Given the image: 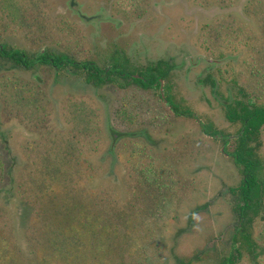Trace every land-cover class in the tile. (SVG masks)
I'll return each instance as SVG.
<instances>
[{
    "label": "rangeland",
    "instance_id": "374dc122",
    "mask_svg": "<svg viewBox=\"0 0 264 264\" xmlns=\"http://www.w3.org/2000/svg\"><path fill=\"white\" fill-rule=\"evenodd\" d=\"M261 4L264 0H0L1 47L28 58L41 52L66 55L101 68L115 52L136 67L170 61L167 91L195 115L177 117L157 94L136 85L97 89L67 69L25 70L0 60V257L31 264L52 195L48 189L40 193L36 181L49 185L53 166L61 167L72 143L80 159L78 173L70 172L71 182L52 183L57 192L74 190L98 205L105 199H132L138 171L163 183L164 213L157 219L147 214L144 221L157 222L158 238L139 264H153L151 259L155 264H219L228 257L239 223L228 190L242 176L222 151V141L205 136L201 124L231 137L240 125L225 119L222 103L203 82L211 74L219 96L227 99L235 94L231 79L239 81L260 67ZM231 21L235 30L228 37L221 33L222 45H217L218 33L209 28ZM205 34L212 35L222 59L204 51ZM126 112L133 120L122 117ZM260 140L264 158V128ZM233 149L230 143L226 153ZM261 221L254 224V239ZM258 262L264 264V256ZM236 263L254 261L243 252Z\"/></svg>",
    "mask_w": 264,
    "mask_h": 264
},
{
    "label": "trees",
    "instance_id": "16d2710c",
    "mask_svg": "<svg viewBox=\"0 0 264 264\" xmlns=\"http://www.w3.org/2000/svg\"><path fill=\"white\" fill-rule=\"evenodd\" d=\"M212 1L227 3L232 0ZM261 5L259 17L264 27V5ZM233 24L231 21L217 25L215 29L209 28L213 33H218L217 42L212 40V33L203 36L201 45L214 60L222 59L223 54L216 53L215 43L222 45L220 34H225V37L231 35L235 30ZM246 38L244 33V39ZM49 57L51 56L47 54L36 59L39 63L29 65L26 53L0 47V60L19 69L51 67L49 61L42 62V59ZM54 57L56 64L65 61L62 68L67 67L73 75L83 76L85 82L94 88L113 85L124 90L136 85L144 91L157 94L160 100L164 99L177 117L194 118L193 113L176 104L167 91L173 70L170 61L160 60L145 67H136L130 65L121 52H115L110 56L106 68H101L93 62H79L66 55ZM249 74L250 76H243L239 81L231 79L228 82L235 94L231 93V97L223 104L225 119L231 125H240L238 132L231 137L214 129L212 125L201 124L205 135L216 140L222 139L226 147L233 143L234 149L229 156L242 176L240 184L228 190L230 204L239 223L231 237L229 256L219 264H237L242 259L243 252L253 257L254 264H260L258 259L264 256V158L260 155L263 146L260 137L264 128V53L260 67H252ZM162 83H165L164 88ZM203 83L210 85L212 92L219 95L218 83L212 79L211 74L207 75ZM126 113L122 117L133 120ZM76 147L72 143L68 155L59 163L60 168L53 166V175L48 179L49 185L45 180L36 181L40 193L43 189H48L52 195L43 210L45 220L41 219L43 222L39 227L38 249L31 264H139L142 256H149L147 249L158 238L157 222L152 225L145 224L144 221L147 214L150 218L157 219V215L162 216L164 213L165 207L159 196L163 183L156 176L145 177L142 171H138L137 174H141L136 181L138 191L134 192L132 199H123L121 203L105 199L98 205L74 190L62 187L57 192L52 189V183L63 185V182H71L70 172L78 173L79 162L76 160L80 159L76 158ZM226 147L223 148L225 153ZM148 173H152V169ZM3 177L4 166L0 157V182ZM162 197L164 199L165 195ZM260 218L262 221L254 239L253 227ZM151 261L155 264V260ZM0 264L22 263L0 257Z\"/></svg>",
    "mask_w": 264,
    "mask_h": 264
},
{
    "label": "flooded vegetation",
    "instance_id": "af4514ba",
    "mask_svg": "<svg viewBox=\"0 0 264 264\" xmlns=\"http://www.w3.org/2000/svg\"><path fill=\"white\" fill-rule=\"evenodd\" d=\"M1 47V46H0ZM17 50V49H16ZM23 52V51H22ZM25 53V52H24ZM47 54H49V53H46V52H41L40 54H38L37 56H35L34 58H28V56H27V59L29 60L28 61V63H29V65L30 64H36V62H38L36 59L37 58H40L41 59V57H43V56H45V55H47ZM51 57H49V58H47V59H42V62H46V61H49V63H50V65H51V67L55 70V72H59V71H62L63 69H67V70H69V68H62V66H63V64L65 63V61H63V62H61V63H55V55H53V54H49ZM39 63V62H38ZM96 64V63H95ZM108 64H109V60H108ZM34 69V68H33ZM62 69V70H61ZM32 70V69H31ZM163 85V83L161 84V86ZM214 94V93H213ZM214 96L222 103V106H223V104H225V101L228 99H222L219 95H216V94H214ZM163 97V96H162ZM164 103H165V105H167L168 107H169V104H167V102H165L164 101V99L162 100ZM169 109H171L170 107H169ZM172 111V110H171ZM173 114H174V112H172ZM193 116H194V118H195V115L193 114ZM202 131V133L204 134V132H203V130H201ZM205 135V134H204ZM205 136H208V137H210V138H212V139H214V137H212V136H210V135H205ZM220 141H222V139H220ZM223 143V142H222ZM224 147H226L225 146V144L223 143V148ZM223 152H224V150H222ZM225 153V152H224ZM227 156H229V154H227V153H225Z\"/></svg>",
    "mask_w": 264,
    "mask_h": 264
},
{
    "label": "water",
    "instance_id": "95a60500",
    "mask_svg": "<svg viewBox=\"0 0 264 264\" xmlns=\"http://www.w3.org/2000/svg\"><path fill=\"white\" fill-rule=\"evenodd\" d=\"M161 93H162V90H161Z\"/></svg>",
    "mask_w": 264,
    "mask_h": 264
}]
</instances>
